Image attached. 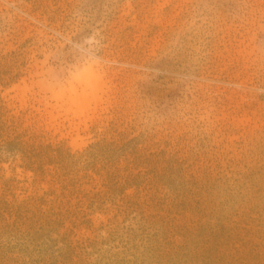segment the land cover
<instances>
[{
    "label": "rangeland",
    "instance_id": "1",
    "mask_svg": "<svg viewBox=\"0 0 264 264\" xmlns=\"http://www.w3.org/2000/svg\"><path fill=\"white\" fill-rule=\"evenodd\" d=\"M0 264H264V0H0Z\"/></svg>",
    "mask_w": 264,
    "mask_h": 264
},
{
    "label": "bare ground",
    "instance_id": "2",
    "mask_svg": "<svg viewBox=\"0 0 264 264\" xmlns=\"http://www.w3.org/2000/svg\"><path fill=\"white\" fill-rule=\"evenodd\" d=\"M93 62L92 63H89V64H91V65H89L91 68L93 67V65H95V67H96V61H94V60H92ZM97 68V67H96ZM89 69V67L87 68V70ZM86 70V71H87ZM85 71V72H86ZM89 71H91V72H89ZM88 72H86L85 74H83V76H82V81L81 82H84V84H85V86L89 89V92H86V89H83V92H82V99L80 98V97H78L77 95L78 94H76V96H74L73 98L74 99H71L72 98V94H75V92H74V90L72 91L73 93L71 94V96H70V94H68V97H70L68 100H70V102H71V105H74L75 104V106L77 107V108H79V109H82L83 108V106H85V103H86V100H89V96H91L92 95V97H91V99H93V97H95L94 95H95V92L98 90L97 88H98V82H99V74H97V73H93V68H92V70H89ZM97 71V70H96ZM98 72V71H97ZM78 78V77H77ZM78 82V83H77ZM77 84H79V80H77ZM81 82H80V84H81ZM81 86V85H80ZM82 89V88H81ZM96 90V91H95ZM79 96H80V94H79ZM84 96V97H83ZM57 97H59L58 95L56 96V98ZM89 97V98H88ZM87 98V99H86ZM83 99H85L84 101H83ZM79 100V101H78ZM69 102V103H70ZM70 105V106H71Z\"/></svg>",
    "mask_w": 264,
    "mask_h": 264
}]
</instances>
